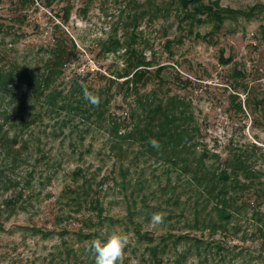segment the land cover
Returning <instances> with one entry per match:
<instances>
[{"label":"rangeland","instance_id":"1","mask_svg":"<svg viewBox=\"0 0 264 264\" xmlns=\"http://www.w3.org/2000/svg\"><path fill=\"white\" fill-rule=\"evenodd\" d=\"M33 1L0 0V68L39 76L62 39L71 55L56 82L60 97L83 81L109 93L108 103L104 119L96 121L34 104V95L20 84L0 93L2 133L15 136L8 143L13 154L0 143V264H95L87 242L113 230L131 237L124 264H157L153 247L158 264L264 263V239L254 234L249 212L226 223V233L196 225L184 197L173 206L160 189L163 163L139 144L116 159L108 123L124 118L129 130L134 109L178 97L198 130L195 152H208L209 166L216 161L211 155L222 163L234 150L254 145L248 166L264 181V0H204L231 12L217 32L207 18L191 22L161 0H149L160 10L142 19L149 7L145 0H57L48 8ZM65 8L70 13L63 23ZM114 39L122 44L119 51L104 52L103 45ZM127 46L150 63L149 81L137 85L141 105L116 76L127 70ZM162 66L160 83L154 73ZM56 102L61 106V98ZM125 181L131 186L126 192ZM131 193L134 200L126 201ZM142 196L147 215L139 210ZM91 199H98L102 213L89 207ZM128 206L141 214L129 216ZM161 211L166 221L152 229L150 216Z\"/></svg>","mask_w":264,"mask_h":264},{"label":"trees","instance_id":"2","mask_svg":"<svg viewBox=\"0 0 264 264\" xmlns=\"http://www.w3.org/2000/svg\"><path fill=\"white\" fill-rule=\"evenodd\" d=\"M27 1L34 4L33 0ZM37 1H41L42 6L48 8L57 0ZM146 2L149 7L145 13L142 11L140 19L149 13L153 14L160 10V6L156 2L152 3L149 0H145ZM160 5H168L169 8L178 10L185 19L191 22L197 21L201 23L203 20L199 17L207 18L213 23L212 32L219 31L220 25L231 13L228 9L221 8L218 2L204 3V0H168L167 2L166 0H161ZM69 13L70 8H65L63 18H61L63 23H66ZM133 21V30H135L137 29L138 20L134 18ZM194 36H197V34H194ZM59 41L60 44L58 43L54 49L49 51V58L44 61L43 65L44 71L39 76L32 75L27 70L0 68V93H5L7 87L20 84L29 89L34 95V104H45L51 107L53 111L55 109L64 110L69 118H71L69 112L72 111L86 120L91 117L95 118L96 121L103 120V115L106 113L104 112V107L108 103L106 98L109 93L89 87L90 91L96 92L100 97H105L99 107H93L84 100L82 88L78 82V84L75 83L69 88L70 90L65 96L60 97L62 92L57 90L56 82L63 74V68L67 64L71 53L70 50H67L66 42L62 39ZM69 42L72 44L71 47H74L71 40ZM120 47H122L120 40L114 39L108 41L102 48L104 52L115 53L119 51ZM124 57L127 70L116 76L119 79H125L122 86L127 90H131L136 97L137 104L141 105V98L138 97L137 91L140 85L142 86L150 79V76H148L149 70L147 69L150 63L141 54H137L136 50H132L131 46L125 48ZM163 67H159L154 73V77L160 83L163 81L160 78V73L164 70ZM109 82L114 83L112 80H109ZM58 97L61 98V106L55 104ZM141 109V112H137L138 110L134 109V114L129 116L130 120L133 119L134 121L135 119L129 130L126 129L124 118L119 121L113 119L108 121L110 134L114 141L113 149L115 150L116 159L121 160L125 153L133 146L139 144L145 155L163 163V166H165V171L162 173L165 178V184L160 189H164V193L168 194L167 202L173 206H178L180 197H184L182 205L186 206L185 210H189L192 213L193 221L196 225L198 223L199 225H205L206 229L211 230L212 233L217 230L221 233H226V223L228 224V222L238 216L243 217V215L246 216L250 213L247 220H250L255 225L254 234L258 238L264 239V181H260L257 174L248 166L251 158L249 153L256 147L252 145L250 150L246 151L234 150L229 158L223 160V162L221 161L222 163H219V159L217 160L218 156L211 155L216 161H214L215 164L212 163L209 166L206 162L208 161V152L203 151V153L199 154L195 152V134H197L198 130L194 126L193 116L189 111V107L182 99L167 97L162 101L146 103L144 106L142 105ZM238 110L242 112L240 104L238 105ZM3 115L7 116V113L4 112ZM2 129L3 124H0V143L5 146L9 154H13L11 145L8 143L12 144L15 141V136L10 138L6 132L2 133ZM151 137H155L161 142L162 149L160 151H156L148 143ZM14 155H19V152ZM134 158L137 159V157ZM171 175L175 176L174 182L171 179ZM135 185L139 186L140 183L137 182ZM128 186L129 188L131 187L126 181L121 184L125 192L128 190ZM181 188L186 193L178 190ZM142 190L140 187L139 190H136V193L140 192L141 194ZM245 193L251 194L252 197L245 196ZM133 194L131 193L129 197H125L126 201L128 199L134 200L132 199ZM151 197H153V194ZM88 205L98 214L102 213L103 208L99 204L98 199H91ZM129 209L128 206L127 213L129 216L134 217L140 215L141 212L143 213L142 215H147L149 211L147 197L142 196L139 208L141 212ZM150 253L158 264L160 262L157 258L158 248H150Z\"/></svg>","mask_w":264,"mask_h":264},{"label":"clouds","instance_id":"3","mask_svg":"<svg viewBox=\"0 0 264 264\" xmlns=\"http://www.w3.org/2000/svg\"><path fill=\"white\" fill-rule=\"evenodd\" d=\"M84 100L93 107H99L101 97L90 91L87 84L80 81ZM148 143L156 150L162 149L161 142L151 137ZM166 221L165 212H154L150 216L149 226L157 229ZM131 242L130 234L124 230H113L104 238H95L87 242L86 252L94 257L95 264H124L126 249Z\"/></svg>","mask_w":264,"mask_h":264}]
</instances>
